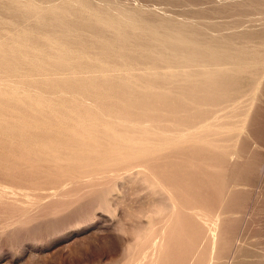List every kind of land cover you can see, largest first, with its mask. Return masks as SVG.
I'll return each instance as SVG.
<instances>
[{
	"label": "rangeland",
	"instance_id": "1",
	"mask_svg": "<svg viewBox=\"0 0 264 264\" xmlns=\"http://www.w3.org/2000/svg\"><path fill=\"white\" fill-rule=\"evenodd\" d=\"M20 1L0 0V66H3L0 67V264H264V0H75L67 12V20L62 23L40 21L38 16L42 14L26 12ZM32 1L42 7L57 2ZM81 7L103 16L124 15L126 24L133 28L166 26L179 29L186 39L194 45L204 46L201 48L207 49L210 55L212 51V55L218 52L214 58L194 61L196 67L200 63L199 66L205 65L207 72L211 69V74L201 73L199 76L191 72L185 75L189 70L173 61L160 64V61L140 57L138 46L141 42L137 38H112L109 33L90 29L79 18L77 12ZM132 10L137 12L132 13ZM232 30L235 31L232 33ZM235 36L239 40L236 41ZM231 38L233 41L229 42ZM220 48H224L223 52ZM224 51L230 54L229 57ZM23 53L28 55L27 58ZM57 63L59 70H56ZM206 64H210V69ZM47 67L55 69V75L51 70L48 72ZM192 67H195L193 63ZM67 70H71L70 73ZM47 78L49 84L57 87L47 85ZM59 80H62L61 84L57 83ZM194 81L199 86L205 84L199 87ZM48 88H52L51 91ZM53 89L67 93L60 92L62 97L58 93V98ZM70 93L76 96L68 98ZM51 95L56 98L50 99ZM71 97L73 101L76 99L75 105L71 103ZM54 99H63L64 104L68 100L70 104L64 106L61 102L59 105L57 102L60 101ZM56 103L62 111L64 107L68 108L64 111L69 114L54 108ZM49 104L50 107L52 104L51 108ZM11 106L15 107L12 109ZM20 106L23 110L19 111ZM69 107L78 109L74 112ZM53 108L55 112L57 110L56 114ZM171 111L173 113L169 114ZM81 115L87 120H78ZM47 122L51 124L47 125ZM43 127L47 128L44 132ZM56 129L64 133L60 134ZM46 130H49L47 134ZM66 136H70V140L72 136L74 138L66 142ZM63 138L65 144L61 147ZM76 140L86 145H79L78 141L75 144ZM34 141L38 142V148ZM89 143L94 147L91 148ZM76 145L80 152L75 150ZM100 145L106 148L102 149ZM69 149L71 151H67ZM67 154L70 156H65ZM72 156L79 161H74ZM66 160L74 162L68 164L71 167L65 166Z\"/></svg>",
	"mask_w": 264,
	"mask_h": 264
},
{
	"label": "bare ground",
	"instance_id": "2",
	"mask_svg": "<svg viewBox=\"0 0 264 264\" xmlns=\"http://www.w3.org/2000/svg\"><path fill=\"white\" fill-rule=\"evenodd\" d=\"M105 1V0H104ZM95 2V1H94ZM3 3V2H2ZM20 3V6H22V7H24V9L26 10V12H29V13H35L36 15L38 14V15H40V14H42V16H38V18L40 19V21H49V20H52V21H55V22H60V23H62V22H64L65 20H67L66 18H67V12L69 11V9H71L72 8V4L73 3H75V0H57V2L56 3H54V4H52V5H48V6H44L43 5V7L42 6H40L39 4H37V2H35V1H32V0H22V1H20L19 2ZM42 3V2H41ZM81 5H82V3H80ZM114 5V4H113ZM116 5V4H115ZM120 5V4H119ZM4 6V5H3ZM2 6V7H3ZM122 6V5H121ZM106 7V6H105ZM123 7H125V6H123ZM122 7V8H123ZM77 8H78V6H77ZM115 8V7H114ZM3 9V8H2ZM102 9H104V8H102ZM146 10V9H145ZM133 11H135V10H132L131 12L133 13ZM143 11V10H142ZM110 11H108V13H109ZM135 12H137V11H135ZM78 14H79V18L80 19H82V21L84 22V24L86 25V26H88V27H90V29L92 28L93 30H95V31H97V32H99V33H109V35L112 37V38H123L124 39V37L126 36V37H134V38H137L141 43L139 44V46H138V48L140 49V51H139V53H140V57H142V58H145V59H149V60H151V61H160L159 63L161 64V62H165V63H168V62H170V61H173V62H175V64H177V65H181L180 67H183V68H185V69H187V70H189L187 73H185V75H188V74H190L191 72L194 74V72H196V73H198L199 74V76L201 75V73H204V74H206V73H209L210 71H211V69H210V67H208L211 63H212V65H213V61H214V59H213V61H210V64L209 65H207V67L210 69V71H206V69H205V65L203 66V64H201L200 66H199V64H197L198 65V67H196V65H195V63H194V61H201L202 62V60L203 59H206V57L209 59L210 58V56L212 57V58H214V57H216L217 55H219V54H217L218 52H216V53H213L214 55H212V52H214V51H212L213 49H214V46H213V49L211 50L212 52H211V55L209 54L210 52V49H208L209 51V53H207L206 51H207V49H206V47H205V49H206V51L204 50V49H202V48H204V46L201 48L199 45H194L192 42H190L188 39H186L182 34H181V31L179 30V29H177V28H168V27H154V28H151V27H147V28H139V27H137V26H135L134 28L133 27H130L128 24H126V21L125 20H127V18H125V17H123V16H111L110 14H107V15H105V16H103V15H99V14H97V13H95V12H93L92 10H88L87 8H83V7H81V8H79L78 9V12H77ZM115 13V12H114ZM119 13V12H118ZM130 13V12H129ZM139 13V12H138ZM154 13H155V10H154ZM117 14V13H116ZM125 14V13H124ZM16 15V14H15ZM18 15V14H17ZM28 15V14H27ZM127 15H129V14H127ZM144 16H146V15H144ZM140 17H142V15L140 16ZM76 18H78L77 16H76ZM144 18V17H143ZM13 19V18H12ZM31 19V18H30ZM143 20V19H142ZM189 20V19H188ZM30 21V20H29ZM192 21V20H191ZM141 22V21H140ZM54 24V23H53ZM69 24V23H68ZM82 24V23H81ZM141 24V23H140ZM145 24V23H144ZM201 24V23H200ZM48 25V24H47ZM60 25V24H59ZM67 25V24H66ZM199 25V24H198ZM210 25H212V24H210ZM55 26V25H54ZM62 26V25H61ZM69 26V25H68ZM201 26H203V25H201ZM34 27V26H33ZM197 27H200V26H197ZM215 27L216 28H218L216 25H215ZM15 28V27H14ZM27 28V27H26ZM32 28V27H31ZM65 28H66V26H65ZM69 28V27H68ZM209 28V27H208ZM220 28V27H219ZM200 29H202L201 27H200ZM239 29V28H238ZM20 30V29H19ZM45 30H46V28H45ZM197 30H198V28H197ZM216 30V29H215ZM214 29H213V31H215ZM221 30V29H220ZM226 30V29H225ZM224 30V31H225ZM231 30V29H230ZM32 31V30H31ZM35 31V30H34ZM61 31V30H60ZM94 31V32H95ZM217 31V30H216ZM229 31V30H228ZM235 31V30H234ZM233 30L232 31H230V32H234ZM26 32V31H25ZM46 32V31H45ZM52 32V31H51ZM50 32V33H51ZM55 32V31H54ZM197 31H195V33H196ZM200 32H201V30H200ZM202 32H203V30H202ZM218 32H220L219 30H218ZM223 32V31H222ZM225 32H227V31H225ZM62 33V32H61ZM75 33V32H74ZM206 33V32H205ZM212 33V32H211ZM232 33H230V37H232L231 36V34ZM34 34H36V32L34 33ZM66 34V33H65ZM214 34V33H213ZM229 34V33H228ZM227 34V35H228ZM205 34H202V36H204ZM209 35H211V34H209ZM218 35H220V34H218ZM236 35V34H235ZM4 36V35H3ZM45 36V35H44ZM80 36H82V34L80 35ZM97 36H98V34H97ZM206 36V35H205ZM229 36V35H228ZM233 36H234V34H233ZM28 37V36H27ZM35 37H36V35H35ZM68 37V36H67ZM76 37V36H75ZM210 37V36H209ZM209 37H207V38H209ZM213 37V36H212ZM215 37V36H214ZM222 37H223V35H222ZM54 38V37H53ZM57 38V37H56ZM77 38V37H76ZM100 38H101V36H100ZM99 38V39H100ZM224 38V37H223ZM235 38H236V36H235ZM31 39H33V38H31ZM41 39V38H40ZM48 39V38H47ZM204 39V38H203ZM212 39V38H211ZM222 39V38H221ZM220 39V40H221ZM225 39V38H224ZM234 39V38H233ZM21 40V39H20ZM38 40V39H37ZM89 40V39H88ZM125 40V39H124ZM208 40V39H207ZM216 40V39H215ZM235 40V39H234ZM237 40H239V39H237L236 38V41ZM67 41V40H66ZM72 41V40H71ZM77 41V40H76ZM206 41V40H205ZM204 41V42H205ZM222 41H223V39H222ZM225 41V40H224ZM223 41V42H224ZM231 41H233L232 40V38H231V40L229 39V42H231ZM15 42H16V40H15ZM18 42H19V40H18ZM26 42H28V41H26ZM54 42V41H53ZM207 42H209V41H207ZM206 42V43H207ZM211 42H213V41H211ZM210 42V44H212ZM217 42V41H216ZM12 43V42H11ZM21 43V42H20ZM80 43V42H79ZM201 43V42H200ZM227 43V42H226ZM226 43H223V46L224 45H226ZM236 43V42H235ZM245 43V42H244ZM62 44V43H61ZM69 44H70V42H69ZM76 44V43H75ZM209 44V43H208ZM209 44V45H210ZM216 44V43H215ZM218 44V43H217ZM220 44V43H219ZM227 44H229V43H227ZM239 44V43H238ZM34 45V44H33ZM73 45V44H72ZM208 45V46H209ZM213 45V44H212ZM230 45H232L231 43H230ZM235 45V44H234ZM242 45V44H241ZM240 45V46H241ZM5 46V45H4ZM7 46V45H6ZM9 46V45H8ZM13 46V45H12ZM21 46V45H20ZM19 46V47H20ZM23 46V45H22ZM27 46V45H26ZM80 46V45H79ZM119 46V45H118ZM211 46V45H210ZM218 46H220V45H218ZM229 46V45H228ZM237 46V45H236ZM235 46V47H236ZM239 46V45H238ZM237 46V47H238ZM243 46V45H242ZM29 47H31V46H29ZM42 47V46H41ZM44 47V46H43ZM68 47V46H67ZM76 47V46H75ZM87 47H88V45H87ZM230 48H231V46H229ZM232 47H233V45H232ZM234 47V48H235ZM245 47V46H244ZM1 48V47H0ZM5 48V47H4ZM13 48V47H12ZM17 47H15V49H16ZM20 48H22V47H20ZM35 48V47H34ZM85 48V47H84ZM90 48V47H89ZM103 50L104 49H106V46H102L101 47ZM109 48V47H108ZM227 48V47H226ZM234 48H232L233 49V51H234ZM248 48V47H247ZM7 49V48H6ZM6 49H4V50H6ZM14 49V48H13ZM40 49V48H39ZM78 49H79V47H78ZM99 49V48H98ZM101 49V50H102ZM129 49H130V47H129ZM221 49V48H220ZM222 49H224V48H222ZM221 49V51L223 52V50ZM228 49V48H227ZM250 48H248V50H249ZM30 50V49H29ZM46 50V49H45ZM75 50V49H74ZM82 50V49H81ZM92 50V49H91ZM107 50V49H106ZM115 50H116V48H115ZM119 50V47H118V49L116 50V51H118ZM214 50H216V49H214ZM217 50H218V48H217ZM27 51V50H26ZM66 51V50H65ZM78 51V50H77ZM227 51V50H226ZM229 51H231L232 52V50H230L229 49ZM239 51H241V49L239 50ZM246 51L247 50H245V53H246ZM252 51H254L253 49L251 50V53H252ZM23 52H24V49H23ZM29 52V51H28ZM31 52V51H30ZM71 52H72V50H71ZM87 52V51H86ZM89 52H90V50H89ZM94 52V51H93ZM104 52V51H103ZM119 52H121V51H119ZM119 52H118V54H119ZM123 52H124V50H123ZM221 52V53H222ZM228 52V51H227ZM237 52V51H236ZM242 52V51H241ZM2 53V52H1ZM20 53V52H19ZM44 53V52H43ZM64 53V52H63ZM226 52L224 51V54H225ZM233 53H235V52H233ZM233 53H231V54H233ZM240 53V52H239ZM3 54V53H2ZM11 54V53H10ZM21 54V53H20ZM19 54V55H20ZM38 54V53H37ZM57 54V53H56ZM88 54V53H87ZM113 54V53H112ZM115 54H116V52H115ZM117 54V55H118ZM129 54V53H128ZM223 54V53H222ZM223 54V55H224ZM235 54H238V53H235ZM234 54V55H235ZM242 54V53H241ZM244 54V53H243ZM250 54V53H249ZM253 54H255L254 52H253ZM253 54H250L251 56H253ZM1 55V54H0ZM5 55V54H4ZM16 55V54H15ZM23 55H25L24 53H23ZM52 55V54H51ZM85 55V54H84ZM134 55V54H133ZM222 55V56H223ZM226 55L229 57V53L227 54L226 53ZM240 55V54H239ZM247 55V54H246ZM249 55V56H250ZM26 56V58H27V54L25 55ZM30 56H32V54L30 55ZM29 56V57H30ZM43 56H45V55H43ZM70 56V55H69ZM76 56V55H75ZM136 56V55H135ZM134 56V57H135ZM249 56L247 57L248 59H249ZM12 57V56H11ZM36 57H37V55H36ZM63 57V56H62ZM64 57H65V55H64ZM66 57H68V56H66ZM109 57V56H108ZM118 57V56H117ZM116 57V58H117ZM119 57H120V54H119ZM137 57V56H136ZM234 57H237L236 55L234 56ZM244 57H245V55H244ZM6 58V57H5ZM7 58H8V56H7ZM14 58H16V56H14ZM14 58H11V59H14ZM21 58V57H20ZM39 58V57H38ZM48 58V57H47ZM53 58V57H52ZM55 58V57H54ZM83 58V57H82ZM121 58H123V55H121ZM225 58V57H224ZM239 58H240V56H239ZM251 58V57H250ZM1 59V58H0ZM9 59V58H8ZM17 59H19L18 57H17ZM17 59H15V60H17ZM21 59H23V58H21ZM32 59V58H31ZM36 59V58H35ZM119 59V58H118ZM123 59H127V58H123ZM122 59V60H123ZM132 59V58H131ZM219 59V58H218ZM232 59V55H231V58H230V60ZM254 59V58H253ZM44 60H45V58H44ZM49 60V59H48ZM55 60V59H54ZM76 60V59H75ZM85 60V59H84ZM125 60H124V63H127V62H125ZM210 60H212V59H210ZM230 60L228 59V61L230 62ZM14 61V60H13ZM23 61V60H22ZM56 61L58 62V60L56 59ZM56 61H54L55 63H56ZM71 61V60H70ZM77 61V60H76ZM75 61V62H76ZM107 61V60H106ZM120 61V60H119ZM205 61V60H204ZM218 61H220V60H218ZM217 61V62H218ZM233 61V60H232ZM26 62V61H25ZM30 62H31V60H30ZM29 62V63H30ZM50 62V61H49ZM67 62H69V61H67ZM67 62H66V64H67ZM88 62V61H87ZM208 62V61H207ZM221 63L223 62V61H220ZM225 62V61H224ZM12 63V62H11ZM16 63V62H15ZM18 63H21V62H19V60H18ZM34 64H35V62H33ZM37 63H39L38 61H37ZM47 63V62H46ZM53 63V62H52ZM61 63H63L62 61H61ZM79 63H80V61H79ZM85 63H86V61H85ZM90 63V62H89ZM120 62H118V64H119ZM192 63H193V65L195 66V67H192ZM203 63H206V62H203ZM247 63V62H246ZM248 63H250L251 64V62H249V60H248ZM2 64V63H1ZM50 64V63H49ZM59 63H57L56 64V70H57V66H59L58 65ZM69 64H70V62H69ZM84 64V63H83ZM94 63H92V65H93ZM219 64V63H218ZM15 65V64H14ZM29 65V64H28ZM36 65H38V64H36ZM44 65V64H43ZM51 66H52V64H50ZM50 65H48V66H50ZM76 65V64H75ZM89 65V64H88ZM112 65V64H111ZM159 65V64H158ZM227 65V64H226ZM243 65V64H242ZM20 66H21V64H20ZM30 66V65H29ZM33 66H35V65H33ZM61 66V65H60ZM72 66V65H71ZM85 66V65H84ZM114 66V65H113ZM131 66V65H130ZM170 66V65H169ZM215 66H216V64H215ZM217 66H219V65H217ZM221 66V65H220ZM1 67V66H0ZM5 67V66H4ZM10 67V66H9ZM24 67H26V66H24ZM40 67V66H39ZM38 67V68H39ZM53 67V66H52ZM52 67H51V69H52ZM70 67V66H69ZM123 67V66H122ZM212 67V66H211ZM224 67V66H223ZM1 68H3V66L1 67ZM21 68V67H20ZM27 68H29V67H27ZM37 67H35V69H36ZM54 68H55V66H54ZM74 68V67H73ZM73 68H72V73H73ZM91 68V67H90ZM89 68V69H90ZM103 68V67H102ZM217 68V67H216ZM12 69V68H11ZM41 69H44V68H41ZM47 69L49 70V68L47 67ZM50 69V70H51ZM60 69L61 70H63V67L61 68L60 67ZM68 69V68H67ZM71 69V68H70ZM77 69H80V67L78 68V66H77ZM167 69H169V68H167ZM219 68H217V70H218ZM223 69V68H222ZM226 69V68H225ZM240 69V68H239ZM245 69H247V68H245ZM14 70V69H13ZM27 70V69H26ZM34 70V69H33ZM32 70V71H33ZM38 71H39V69H37ZM48 71V72H51V71H53L52 72V74L54 73V70H51V71ZM58 70H59V68H58ZM61 70H60V72H61ZM65 70V69H64ZM101 70V69H100ZM162 70V69H161ZM182 70V69H181ZM208 70V69H207ZM230 70H231V68H230ZM9 71V70H8ZM35 72H37L36 70H34ZM68 71V70H67ZM69 71H71V70H69ZM68 71V72H69ZM74 71H77V70H74ZM86 71V70H85ZM92 71V70H91ZM94 71H95V69H94ZM216 71V70H215ZM227 71H228V69H227ZM248 71V70H247ZM5 72V71H4ZM11 72H12V70H11ZM19 72H20V69H19ZM40 72V71H39ZM42 72V71H41ZM46 72V71H45ZM56 72V71H55ZM65 72V71H64ZM80 72V71H79ZM78 72V73H79ZM218 71H216V73H217ZM235 72V71H234ZM237 72H238V70H237ZM240 72H244L243 70L241 71L240 70ZM239 72V73H240ZM249 72V71H248ZM3 73V72H2ZM21 73V72H20ZM25 73H26V71H25ZM27 73H29L30 74V72H27ZM26 73V74H27ZM34 73V72H33ZM32 73V74H33ZM38 73V72H37ZM57 73H59V72H57ZM70 73V72H69ZM74 73H76V72H74ZM120 73V72H119ZM215 73V74H216ZM232 73V72H231ZM236 73V72H235ZM41 74V73H40ZM63 74V72L61 73V75ZM81 74V73H80ZM83 74V73H82ZM81 74V75H82ZM91 74H92V72H91ZM97 74V73H96ZM101 74V73H100ZM104 74V73H103ZM179 74V73H178ZM181 74V73H180ZM180 74H179V76H180ZM209 74H211V72L209 73ZM212 74H214L213 73V71H212ZM225 74V73H224ZM242 74V73H241ZM245 74V73H244ZM1 75V74H0ZM18 75V74H17ZM24 75V74H23ZM36 75V74H35ZM43 76H44V72H43V74H42ZM46 75V74H45ZM48 76H49V73L47 74ZM53 75H55V74H53ZM53 75H51L52 77H53ZM58 75V74H57ZM56 75V76H57ZM59 75H60V73H59ZM66 75H68V73H66ZM76 75H77V73H76ZM90 75V74H89ZM173 76V73L172 74H170V76ZM196 75V74H195ZM3 76V75H2ZM29 76V75H28ZM63 76V75H62ZM62 76H60V77H62ZM72 76V75H71ZM92 76V75H91ZM102 76V75H101ZM120 76V75H119ZM165 76V75H164ZM178 76V77H179ZM194 76V75H193ZM207 76H210V75H208L207 74ZM211 76H213V75H211ZM224 76V75H223ZM240 76V75H239ZM9 77V76H8ZM7 77V78H8ZM11 77V76H10ZM25 77H26V75H25ZM37 77V76H36ZM47 77V76H46ZM50 77V76H49ZM48 77V78H49ZM51 77V78H52ZM60 77H59V79H60ZM64 77H66V76H64ZM70 77V76H69ZM73 77V76H72ZM76 77H78V76H76ZM113 77V76H112ZM204 76H202V78H203ZM215 79H216V77L215 76H213ZM219 77V76H218ZM226 77V76H225ZM247 77H249V74L247 75ZM3 78H5V77H3ZM20 78V77H19ZM48 78H47V81H45V82H48ZM51 78H49V80H51V81H53V79H51ZM54 78V80H56L55 78L56 77H53ZM58 78V77H57ZM80 78V77H79ZM82 78H83V76H82ZM86 78V77H85ZM171 78V77H170ZM190 78H191V75H190ZM197 78V77H196ZM201 78V77H200ZM210 78V77H209ZM233 78V77H232ZM6 79V78H5ZM8 79H10V78H8ZM25 80H26V78H24ZM46 79V78H45ZM44 79V80H45ZM65 79V78H64ZM70 79V78H69ZM76 79V78H75ZM90 79V78H89ZM109 79V78H108ZM107 79V80H108ZM197 79H199V78H197ZM212 79V78H211ZM243 78H241V80H242ZM21 80V79H20ZM77 80V79H76ZM177 80V79H176ZM181 80V79H180ZM180 80H179V82H180ZM194 80V79H193ZM214 80V79H213ZM236 79H234V81H235ZM240 80V79H239ZM238 80V81H239ZM246 80V79H245ZM4 81V80H3ZM13 81V80H12ZM11 81V82H12ZM33 81V80H32ZM51 81H50V83H51ZM60 81H62V80H59V81H57V83L59 82L60 84H61V82ZM165 81V80H164ZM192 81V80H191ZM199 81H200V79H199ZM201 81H203V79H201ZM207 81V80H206ZM216 81V80H215ZM217 81H218V79H217ZM243 81V80H242ZM1 82V81H0ZM5 82H6V80H5ZM35 82V81H34ZM38 81H37V79H36V83H37ZM44 82V83H45ZM54 82V81H53ZM52 82V83H53ZM56 82V81H55ZM65 82V81H64ZM74 82H75V80H74ZM80 82V81H79ZM87 82V81H86ZM112 82V81H111ZM170 82V81H169ZM177 82V81H176ZM193 82V81H192ZM191 82V83H192ZM195 82V81H194ZM207 82H211V81H207ZM206 82V83H207ZM25 83V82H24ZM41 83H42V81H41ZM41 83H40V86H42L41 85ZM44 83H42V84H44ZM77 83V82H76ZM82 83V82H81ZM97 83V82H96ZM105 83V82H104ZM115 83V82H114ZM195 83H197V85H198V82H195ZM230 83V82H229ZM236 83V82H235ZM240 83V82H239ZM246 83V82H245ZM47 84V83H46ZM46 84H45V88H47L48 86H46ZM178 84V83H177ZM181 83H179V85H180ZM186 84H187V82H186ZM200 84V83H199ZM205 84V83H204ZM204 84L203 85H198L199 87H203L204 86ZM217 84V83H216ZM13 85H14V83H13ZM20 85V84H19ZM27 85V84H26ZM30 85H32V84H30ZM30 85H28L29 87H30ZM36 85V84H35ZM34 85V86H35ZM47 85H50V87H51V85L52 84H49V82H48V84ZM67 85V84H66ZM65 84H64V86H66ZM97 85V84H96ZM107 85H109V84H107ZM170 85V84H169ZM168 85V86H169ZM183 85V84H182ZM190 85V84H189ZM196 85V84H195ZM208 85V84H207ZM227 85H228V83H227ZM3 87L5 86V85H2ZM33 86V85H32ZM38 87H39V85H37ZM44 86V85H43ZM53 86V85H52ZM55 86H56V84H55ZM55 86H53V88L55 87ZM70 86H72L71 84H70ZM74 86V85H73ZM84 86V85H83ZM88 86V85H87ZM113 86V85H112ZM160 86V85H159ZM212 86V85H211ZM210 86V87H211ZM234 86V85H233ZM2 87V88H3ZM6 87V86H5ZM19 87V86H18ZM21 87V86H20ZM37 87V88H38ZM57 87V86H56ZM63 87V85L61 86V88ZM77 87H78V84H77ZM95 87V86H94ZM109 87H111V85L109 86ZM115 87V86H114ZM166 87V86H165ZM174 87V86H173ZM191 87V86H190ZM230 87H232V84H231V86ZM237 87V86H236ZM9 88V87H8ZM23 88H25V87H23ZM37 88L36 89H34V91H36L37 90ZM60 88V89H61ZM66 88V87H65ZM82 88V87H81ZM87 88H89V87H87ZM169 88H170V86H169ZM179 88V87H178ZM187 88H188V86H187ZM205 88V87H204ZM207 88V87H206ZM227 88V87H226ZM238 88H239V86H238ZM240 88H241V86H240ZM39 89V88H38ZM51 89L52 88H48V90H50L51 91ZM67 89V91H69V89L68 88H66ZM198 89V88H197ZM197 89H195V90H197ZM203 89V88H202ZM208 89H209V87H208ZM81 90V89H80ZM95 90H97V89H95ZM101 90V89H100ZM99 90V91H100ZM162 90V89H161ZM171 90V89H170ZM176 90V89H175ZM174 90V91H175ZM199 90V89H198ZM197 90V91H198ZM239 90V89H238ZM238 90H236V91H238ZM1 91V90H0ZM3 91V90H2ZM31 92H32V89L30 90ZM34 91L32 92V94L34 93ZM40 90H38V92H39ZM53 91H55V89H53ZM52 91V92H53ZM57 91H58V89H57ZM55 91V92H53L55 95L57 94V97L58 98H60L59 97V95H58V93H60V92H62V91H64V90H62V91ZM73 91H75V90H73ZM82 91V90H81ZM159 91V90H158ZM164 92H165V90H163ZM167 91H169L168 89H167ZM172 91V90H171ZM179 91V90H178ZM205 91V90H204ZM236 91H234V92H236ZM15 92V91H14ZM41 92H42V90H41ZM52 92H50V94L52 93ZM57 92V93H56ZM65 92L66 91H64L63 93L65 94ZM85 92V91H84ZM93 92V91H92ZM107 92V91H106ZM164 92H162L163 94H164ZM177 92V91H176ZM176 92H175V94H176ZM207 92H209V91H207ZM37 93V92H36ZM45 93H46V91H45ZM49 93V92H48ZM67 93V92H66ZM82 93V92H81ZM86 93V92H85ZM90 93V92H89ZM111 93V92H110ZM159 93V92H158ZM166 93V92H165ZM204 93V92H203ZM225 93V92H224ZM224 93H223V96H224ZM42 94H43V92H42ZM72 94H75V93H70L69 94V96H67L68 98L70 97V96H74V95H72ZM77 94H79V93H77ZM161 94V93H160ZM159 94V95H160ZM167 94H168V92H167ZM173 94V93H172ZM171 94V95H172ZM214 94V93H213ZM216 94V93H215ZM219 94H220V92H219ZM230 94V93H229ZM233 94H235V93H233ZM245 94V93H244ZM26 95V94H25ZM29 95V94H28ZM31 95V94H30ZM44 95H47V94H44ZM60 95H61V93H60ZM67 95V94H66ZM84 94H82V95H80V96H83ZM86 95L88 96V92L86 93ZM166 95V94H165ZM171 95H169V97L171 96ZM204 95H205V93H204ZM227 95V94H226ZM225 95V96H226ZM32 96V95H31ZM50 96V95H49ZM76 96V95H75ZM74 96V97H75ZM97 96H99V95H97ZM122 96V95H121ZM174 96V95H173ZM172 96V97H173ZM208 96V95H207ZM210 96V95H209ZM233 96V95H232ZM4 97H6V96H4ZM25 97V96H24ZM53 97H55L56 98V96H53ZM53 97H52V95H51V97H50V99L52 98L53 99ZM61 97H62V95H61ZM66 97V96H65ZM163 97H164V95H163ZM167 97V96H166ZM228 97V96H227ZM227 97H224V98H227ZM230 97V96H229ZM14 99H16L15 97H13ZM35 98H36V96H35ZM41 98V97H40ZM48 98V97H47ZM64 98V97H63ZM72 98V101H73V97H71ZM103 98V97H102ZM101 98V99H102ZM162 98V97H161ZM175 98V97H174ZM174 98H173V100H174ZM177 98V97H176ZM175 98V99H176ZM6 99V98H5ZM8 99V98H7ZM12 99V98H11ZM37 99V98H36ZM45 100H46V97L44 98ZM67 99V98H66ZM80 99H81V97H80ZM89 99H90V97H89ZM105 99H106V97H105ZM160 99V98H159ZM164 99V98H163ZM166 99V98H165ZM164 99V101H166ZM210 99V98H209ZM220 99H222V98H220ZM21 100V99H20ZM29 100V99H28ZM49 100V99H48ZM47 100V101H48ZM57 100L58 101H60V102H57ZM56 101H55V99L53 100V101H55V102H57L59 105H60V103L62 102V100H59V99H57ZM70 100V99H69ZM83 100H85V99H83ZM95 100V99H94ZM98 100V99H97ZM96 100V101H97ZM169 100V99H168ZM1 101V100H0ZM10 101H12V100H10ZM19 101V100H18ZM25 101V100H24ZM44 101V100H43ZM51 101V100H50ZM71 101V100H70ZM99 101V100H98ZM164 101L162 102V103H164ZM226 101V100H225ZM74 102H76V99L73 101V102H71V103H74ZM84 102V101H83ZM100 102V101H99ZM154 102V101H153ZM170 102V101H169ZM2 103V102H1ZM7 103V102H6ZM16 103V102H15ZM21 103V102H20ZM32 103V102H31ZM43 103V102H42ZM45 103V102H44ZM47 103H50V102H47ZM52 103V102H51ZM57 103H56V106H57ZM63 103V102H62ZM65 103L67 104L68 103V100H65ZM81 103V102H80ZM93 103H95V102H93ZM96 103H98V102H96ZM173 103H175V102H173ZM14 104V103H13ZM33 104V103H32ZM52 104H54V106H55V103H52ZM52 104H51V107H52ZM64 104V103H63ZM62 104V105H63ZM66 104H64V106L66 105ZM68 104H70V103H68ZM9 105V104H8ZM8 105H6V106H8ZM36 105H38V104H36ZM35 105V106H36ZM41 105H45V104H41ZM58 105V106H59ZM72 105V104H71ZM70 105V106H71ZM74 105H75V103H74ZM73 105V106H74ZM90 105V104H89ZM97 105V104H96ZM102 105V104H101ZM151 106H152V104H150ZM154 105V104H153ZM162 105V104H161ZM169 105H170V103H169ZM29 106V105H28ZM53 106V107H54ZM54 107V108H60V107ZM78 106H79V104H78ZM86 106V105H85ZM175 106V105H174ZM173 106V107H174ZM4 107V106H3ZM10 107V106H9ZM12 107V106H11ZM15 106H13L12 107V109L14 108ZM21 107V106H20ZM45 108H46V106H44ZM44 107H43V109H44ZM50 107V104H49V108H51ZM62 107V106H61ZM68 107V106H67ZM72 107V106H71ZM111 107V106H110ZM215 107V106H214ZM53 108V109H54ZM64 108H66V107H64ZM64 108H63V111H64ZM77 108V107H76ZM76 108L74 109V107L73 108H70L69 107V109H74V112L76 111ZM85 108V107H84ZM86 108H88V107H86ZM95 108V107H94ZM93 108V109H94ZM161 108V107H160ZM165 108V107H164ZM205 108V107H204ZM20 109H22V107L21 108H19V111H20ZM31 109H32V107H31ZM35 109V108H34ZM53 109H50V111L51 110H53ZM62 108H60L59 110H60V112L62 111L61 110ZM66 109H68V108H66ZM78 109V108H77ZM82 109H83V105H82ZM97 109V108H96ZM156 109V108H155ZM159 109V108H158ZM162 109V108H161ZM176 109V108H175ZM209 109V108H208ZM23 110V109H22ZM47 110V109H46ZM59 110H58V112H59ZM70 110V111H71ZM117 110V109H116ZM154 110V109H153ZM165 110H166V108H165ZM164 109H163V111H165ZM171 110H172V108H171ZM174 110V109H173ZM172 110V111H173ZM31 111V110H30ZM40 111V110H39ZM42 111V110H41ZM45 111V110H44ZM54 112H55V109L53 110ZM62 111V112H63ZM73 111V110H72ZM71 111V113H73ZM80 111L82 112V110L80 109ZM87 111V110H86ZM89 111V110H88ZM167 111V110H166ZM169 112V114L170 113H173V112ZM175 111V113H176V110H174ZM14 112H16V110L14 111ZM22 112V111H21ZM20 112V113H21ZM32 112H33V110H32ZM48 112V111H47ZM54 112H52V114H54ZM64 112H67V114H69V111H64ZM81 112H79L80 114H82V115H85V114H83V113H81ZM91 112V111H90ZM162 112V111H161ZM161 112L159 111L158 113H160L161 114ZM11 113V112H10ZM30 113V112H29ZM40 113V112H39ZM38 113V114H39ZM46 113V112H45ZM51 113V112H50ZM57 113V110H56V112H55V114ZM71 113H70V116L72 117V115H71ZM93 113V112H92ZM156 113H157V111H156ZM178 113V112H177ZM27 114H28V112H27ZM26 114V115H27ZM37 114V113H36ZM48 114V113H47ZM52 114H50V117H51V115ZM54 114V115H55ZM60 115H61V113H59ZM66 114V115H67ZM79 114V115H80ZM87 114V113H86ZM166 114V113H165ZM1 115V114H0ZM9 115V114H8ZM16 115V114H15ZM18 115V114H17ZM17 115H16V117H17ZM22 115V114H21ZM21 115H20V117H21ZM25 115V114H24ZM25 115V116H26ZM40 115H42L41 113H40ZM49 115V114H48ZM63 115H65V113H63ZM62 115V116H63ZM77 115V114H76ZM78 115V116H79ZM82 115H81V118L79 119L78 118V116L75 118V119H77L78 118V120H82V119H85V118H82ZM98 115V114H97ZM144 115V114H143ZM146 115V114H145ZM163 115V114H162ZM183 115V114H182ZM29 116H31V115H29ZM58 116V115H57ZM87 116V115H86ZM85 116V117H86ZM91 116V115H90ZM93 116H94V114H93ZM93 116H91L92 118H93ZM96 116V115H95ZM172 116V115H171ZM170 116V117H171ZM202 116V115H201ZM15 117V116H14ZM27 117V116H26ZM33 117V116H32ZM41 117H43V115L41 116ZM49 117V116H48ZM48 117H45L46 118V121H48ZM49 117V118H50ZM56 117V116H55ZM67 117H69L68 115H67ZM130 117V116H129ZM146 117V116H145ZM144 117V118H145ZM151 117V116H150ZM154 117V116H153ZM177 117V116H176ZM19 118V117H18ZM28 118V117H27ZM40 118V117H39ZM53 120H54V116H52L51 117ZM56 118H60V117H56ZM63 118V121H64V119H65V116H63V117H61V119ZM73 118H74V115H73ZM96 118V117H95ZM15 119H17V118H15ZM24 119H26V118H24ZM31 119V118H30ZM30 119H28V120H30ZM34 119V118H33ZM32 119V120H33ZM42 119H44V118H42ZM67 119V118H66ZM69 119V118H68ZM90 119V118H89ZM152 119V118H151ZM173 119H175L174 117H173ZM177 119V118H176ZM5 120V119H4ZM20 120V119H19ZM18 120V121H19ZM36 120V119H35ZM39 120V119H38ZM45 120V119H44ZM44 120H41V121H44ZM60 120V119H59ZM59 120H56V122L57 121H59ZM85 120H87V119H85ZM6 121V123L8 122L7 120H5ZM11 121V120H10ZM21 121V120H20ZM49 121H50V119H49ZM68 121V120H67ZM93 121V120H92ZM2 122H3V120H2ZM35 122V121H34ZM33 122V123H34ZM69 122H70V119H69ZM83 122V121H82ZM143 122V121H142ZM20 123H22V122H20ZM28 122L26 121V124H27ZM29 123H31V121H29ZM48 123H50V122H47V125H48ZM58 123V122H57ZM57 123H55L54 122V124H57ZM62 123V122H61ZM85 123H86V121H85ZM94 123V122H93ZM147 123V122H146ZM204 123H206V122H204ZM13 124V123H12ZM25 124V125H26ZM42 124V123H41ZM44 124V123H43ZM51 124V123H50ZM49 124V125H50ZM53 124V123H52ZM52 125L54 128H57V127H55V125ZM60 123H58V125H59ZM149 124H151V123H149ZM8 125H10V123L8 124ZM18 125V124H17ZM19 125H22V124H19ZM23 125H24V123H23ZM45 125V124H44ZM207 125V124H206ZM12 126V125H11ZM34 126V125H33ZM57 126V125H56ZM60 126V125H59ZM63 126H64V122H63ZM96 125H94V127H95ZM136 126V125H135ZM141 126V125H140ZM203 126H205V124L203 125ZM0 127H1V125H0ZM36 127V126H35ZM40 128H41V126H39ZM38 127V128H39ZM64 127H66V126H64ZM82 127V126H81ZM132 127V126H131ZM197 127V126H196ZM195 127V128H196ZM2 128H3V125H2ZM13 128V127H12ZM22 128V127H21ZM32 128H34V127H32ZM58 128H60V127H58ZM88 128V127H87ZM101 128V127H100ZM200 128V127H199ZM214 128V127H213ZM212 128V129H213ZM233 128V127H232ZM5 129H6V127H5ZM4 129V130H5ZM25 129V128H24ZM45 129H47V128H45ZM44 127H43V132H44ZM52 130V131H54L52 128H49V130ZM64 128H62V130H63ZM74 129V128H73ZM97 129V128H96ZM129 129V128H128ZM133 129V128H132ZM135 129V128H134ZM221 129V128H220ZM219 129V130H220ZM31 130V129H30ZM48 130V131H49ZM56 130H59L60 131V134H63L64 132L63 131H65L66 132V130L64 129L63 131H62V133H61V129H56ZM95 130V129H94ZM93 130V131H94ZM125 130V129H124ZM130 130V129H129ZM192 130H194V129H192ZM191 130V131H192ZM209 130V129H208ZM216 130V129H215ZM218 130V129H217ZM7 131V130H6ZM47 130L45 131V133L46 132H48ZM128 131V130H127ZM140 131V130H139ZM142 131V130H141ZM196 131V130H195ZM194 131V132H195ZM204 131V130H203ZM222 131V130H221ZM224 131H226V130H224ZM232 131V130H231ZM5 132V131H4ZM12 132V131H11ZM15 132V131H14ZM13 132V133H14ZM20 132V131H19ZM38 132V131H37ZM58 132V131H57ZM57 132H56V134H57ZM136 133H137V131H135ZM184 132H186V131H184ZM216 132V131H215ZM215 132H213V134L215 133ZM218 132H220V131H218ZM218 132H217V134H218ZM226 132H228V131H226ZM226 132H224L225 133V135H226ZM7 133L9 134L10 132H8L7 131ZM33 133H35V131L33 132ZM32 133V134H33ZM38 133H41V132H38ZM52 133V132H51ZM55 133V132H54ZM68 133H71V132H68ZM97 133V130H96V132H95V134ZM122 133V132H121ZM143 133H145V132H143ZM187 134L189 133V132H186ZM197 133V132H196ZM204 133H206V132H204ZM11 134V133H10ZM31 134V135H32ZM47 134V133H46ZM53 134V133H52ZM73 135H74V133H72ZM93 134V133H92ZM102 134V133H101ZM100 133H98V135H101ZM133 134H135L134 132H133ZM203 134V133H202ZM216 134V135H217ZM24 135H28V134H24ZM30 135V134H29ZM30 135V136H31ZM59 135V134H58ZM64 135H67V134H64ZM70 135V134H69ZM130 135V134H129ZM177 135V134H176ZM39 136H40V134H39ZM57 136V135H56ZM62 136V135H61ZM71 136V135H70ZM68 137V138H71V137ZM91 136V135H90ZM121 136V135H120ZM150 136V135H149ZM162 136V135H161ZM175 136V135H174ZM9 137H11V136H9ZM14 137V136H13ZM16 137H17V135H16ZM18 137H20V136H18ZM41 137H43V136H41ZM51 137V136H50ZM55 137V136H54ZM73 138H74V136H72ZM76 138H77V136H75ZM117 137V136H116ZM116 137H115V139H116ZM119 137V136H118ZM129 137H131V136H129ZM190 137V136H189ZM212 137V136H211ZM214 137V136H213ZM218 137H219V135H218ZM32 138V137H31ZM33 138H35V137H33ZM46 138V137H45ZM61 138V137H60ZM64 138H65V136H64ZM64 138H63V140H64ZM67 138V136H66V142H68V140L69 141H72L73 140V138L70 140V139H68ZM85 138H87V136L85 137ZM110 138V137H109ZM184 138V137H183ZM25 139V138H24ZM36 139V138H35ZM40 139H42V138H40ZM51 139V138H50ZM49 139V140H50ZM68 139V140H67ZM80 139V138H79ZM88 139V138H87ZM86 139V140H87ZM103 139H108V137L107 138H103ZM113 139V138H112ZM129 139V138H128ZM215 139V138H214ZM213 139V140H214ZM27 140V139H26ZM51 140H53V138L51 139ZM55 140H56V138H55ZM60 140L61 139H59V140H57V142L59 141L60 142ZM65 140H64V142L61 140V147H62V145H64L65 144ZM75 140V139H74ZM82 140V139H81ZM98 140H100L99 138H98ZM121 140H123V138L121 139ZM168 140V139H167ZM196 140V139H195ZM212 140V139H211ZM212 140V141H213ZM216 140V139H215ZM17 141V140H16ZM31 141V140H30ZM30 141H28L29 143H30ZM48 141V140H47ZM54 141V140H53ZM77 141H78V143H79V141L80 140H76V142L74 141V143L76 144L77 143ZM85 141V140H84ZM92 141V140H91ZM106 141V140H105ZM119 141V140H118ZM125 141V140H124ZM180 141H182V140H180ZM187 141V140H186ZM217 141V140H216ZM59 142H58V144H59ZM95 142V141H94ZM25 143V142H24ZM38 143V142H37ZM37 143H35V141H34V144H35V146H36V144ZM48 143V142H47ZM52 143V142H51ZM64 143V144H63ZM74 143H72V144H74ZM82 143L84 144V145H86L85 144V142H80L79 143V145L81 144L82 145ZM86 143H88V141L86 142ZM110 143V142H109ZM113 143V142H112ZM115 143H117V142H115ZM213 143H214V141H213ZM31 144H33L32 142H31ZM30 144V145H31ZM69 143H67L66 145H68ZM90 144V146H91V144L92 143H89ZM96 144H97V142H96ZM114 144V143H113ZM126 144V143H125ZM141 144V143H140ZM211 144V143H210ZM215 144V143H214ZM214 144H212V145H214ZM83 145V146H84ZM92 145H94V144H92ZM105 146H107L106 144H104ZM25 146V145H24ZM39 146V145H38ZM40 146H42V145H40ZM45 146V145H44ZM48 146H50L49 144H48ZM52 146H53V144H52ZM58 145H56V147H57ZM74 146V145H73ZM72 146V147H73ZM77 146V145H76ZM82 146V147H83ZM96 146H99V145H96ZM95 146V149L96 148H98V147H96ZM126 146H128V145H126ZM215 146V145H214ZM213 146V147H214ZM21 147V146H20ZM32 147V146H31ZM59 147V146H58ZM66 147V146H65ZM75 147V146H74ZM79 146H77V149H75V150H80V147L78 148ZM94 147V146H93ZM92 146H91V148H93ZM108 148L107 149H109L110 147L109 146H107ZM114 146H112L111 148H113ZM119 146H118V144H117V147L116 148H118ZM25 148V147H24ZM24 148H23V150H24ZM33 149H34V147H32ZM36 148H38L37 146H36ZM40 148V147H39ZM42 148V147H41ZM70 148V147H69ZM76 148V147H75ZM87 148V147H86ZM90 148V147H89ZM100 148H102V145H100ZM103 148H104V146H103ZM102 148V149H103ZM106 148V147H105ZM104 148V149H105ZM120 148H122L121 146H120ZM44 149V148H43ZM42 149V150H43ZM58 149V148H57ZM56 149V150H57ZM65 149V148H64ZM64 149H62V150H64ZM67 149H68V147H67ZM72 149V148H71ZM71 149H69V150H67V151H71ZM99 149V148H98ZM163 149V148H162ZM37 150V149H36ZM46 151H47V149H45ZM61 150V149H60ZM74 150V151H75ZM83 150V149H82ZM123 150V149H122ZM93 151V150H92ZM108 151V150H107ZM106 150L105 151H103L102 150V152H107ZM113 151H114V148H113ZM117 151V150H116ZM40 152V151H39ZM39 152H38V154H39ZM64 152H66L65 150H64ZM75 152H77V151H75ZM80 152V151H79ZM79 152H77L78 153V155H79ZM83 152V151H82ZM85 152V151H84ZM83 152V153H84ZM109 152H110V150H109ZM108 152V153H109ZM112 152V151H111ZM29 153V152H28ZM53 153V152H52ZM77 153H75V154H77ZM94 153V152H93ZM117 153V152H116ZM43 154V153H42ZM48 154V153H47ZM70 154H72V152H70ZM74 154V153H73ZM72 154V155H73ZM74 154V155H75ZM88 154H90V152L88 153ZM97 155H98V153H96ZM101 154V153H100ZM107 154V153H106ZM114 154V153H113ZM112 154V155H113ZM118 154H119V151H118ZM33 155V154H32ZM58 155V154H57ZM60 155V154H59ZM69 154H67V155H65V156H68ZM110 155V154H109ZM145 155V154H144ZM28 156V155H27ZM31 156V155H30ZM29 156V157H30ZM35 156V155H34ZM43 156H45L44 154H43ZM60 156H62L61 158H64L63 157V155H60ZM70 156V155H69ZM77 156V155H76ZM81 156V155H80ZM105 156V155H104ZM108 156V155H107ZM118 156V155H117ZM17 157V156H16ZM74 156H72V159L75 161V160H77V159H74L73 158ZM87 157V156H86ZM93 157V156H92ZM97 157V156H96ZM140 157V156H139ZM24 158V157H23ZM53 158V157H52ZM70 157H68V159H69ZM80 158V157H79ZM78 158V159H79ZM95 158V157H94ZM105 158V157H104ZM25 159V158H24ZM27 159V158H26ZM43 159V158H42ZM66 159V158H65ZM83 159V158H82ZM90 159V158H89ZM15 160V159H14ZM27 160H29V159H27ZM45 160V159H44ZM58 160V159H57ZM56 160V161H57ZM70 160V159H69ZM94 160V159H93ZM100 160V159H99ZM103 160H105V159H103ZM23 161V160H22ZM25 161V160H24ZM55 161V160H54ZM59 161V160H58ZM61 161H63V160H61ZM67 161V160H66ZM71 161V160H70ZM77 161H79V160H77ZM95 161H97L96 159H95ZM95 161H91L92 163L93 162H95ZM60 162V161H59ZM65 162V161H64ZM69 161H67L66 163H67V165H65V166H70L71 167V165H68V164H71L72 162H70V163H68ZM82 162V161H81ZM88 163H89V161H87ZM86 162V163H87ZM98 162V161H97ZM46 163V162H45ZM55 162H52L51 164H54ZM74 163V162H73ZM80 163V162H79ZM84 163H85V161H84ZM22 164H24V163H22ZM56 164V163H55ZM57 164H58V162H57ZM83 164V163H82ZM97 164V163H96ZM95 164V165H96ZM99 164V163H98ZM63 165V164H62ZM75 166H77L76 164H74ZM81 165V164H80ZM79 164H78V166H80ZM87 165V164H86ZM86 165H85V167H86ZM90 166H88V167H91V164H89ZM93 165V164H92ZM61 166V165H60ZM73 166V165H72ZM84 166V165H83ZM97 166V165H96ZM67 168V167H66ZM80 168V167H79ZM87 168V167H86ZM62 169V168H61ZM82 169H84V168H82ZM71 171H73V170H71ZM74 171H75V169H74ZM77 171V170H76ZM69 173V172H68ZM67 174V173H66ZM25 193V192H24ZM29 193V192H28ZM22 194V193H21ZM19 195V194H18ZM27 195V194H26ZM182 217V216H181ZM169 220V219H168ZM207 227V226H206ZM162 233V232H161ZM184 235V234H183ZM182 236V235H181ZM143 260V259H142ZM147 261V260H146ZM145 263V262H144Z\"/></svg>",
	"mask_w": 264,
	"mask_h": 264
}]
</instances>
